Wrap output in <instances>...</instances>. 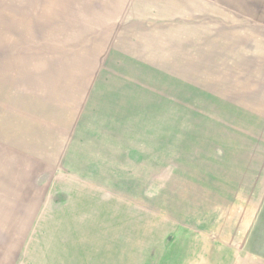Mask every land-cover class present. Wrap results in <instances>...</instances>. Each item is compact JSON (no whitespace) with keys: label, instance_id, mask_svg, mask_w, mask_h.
<instances>
[{"label":"rangeland","instance_id":"rangeland-1","mask_svg":"<svg viewBox=\"0 0 264 264\" xmlns=\"http://www.w3.org/2000/svg\"><path fill=\"white\" fill-rule=\"evenodd\" d=\"M249 72L264 0H0V246L233 264L208 240V162L254 149L226 118Z\"/></svg>","mask_w":264,"mask_h":264},{"label":"crops","instance_id":"crops-1","mask_svg":"<svg viewBox=\"0 0 264 264\" xmlns=\"http://www.w3.org/2000/svg\"><path fill=\"white\" fill-rule=\"evenodd\" d=\"M249 73L237 75L251 81H238L236 113L226 118L236 121L238 142H251L254 149H223L208 162L214 168L210 173L208 166V240L220 252L234 254L233 264H264V257L257 256L264 255V73ZM56 252L55 261L46 262L35 248L22 247L16 239L0 246V264H68V252Z\"/></svg>","mask_w":264,"mask_h":264}]
</instances>
